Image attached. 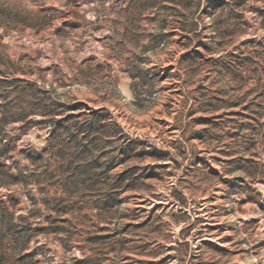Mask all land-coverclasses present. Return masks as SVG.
I'll return each mask as SVG.
<instances>
[{
  "label": "rangeland",
  "instance_id": "obj_1",
  "mask_svg": "<svg viewBox=\"0 0 264 264\" xmlns=\"http://www.w3.org/2000/svg\"><path fill=\"white\" fill-rule=\"evenodd\" d=\"M0 264H264V0H0Z\"/></svg>",
  "mask_w": 264,
  "mask_h": 264
}]
</instances>
